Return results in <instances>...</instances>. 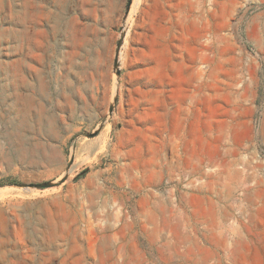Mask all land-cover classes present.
<instances>
[{"label": "rangeland", "instance_id": "obj_1", "mask_svg": "<svg viewBox=\"0 0 264 264\" xmlns=\"http://www.w3.org/2000/svg\"><path fill=\"white\" fill-rule=\"evenodd\" d=\"M197 1L0 0V264H264V0Z\"/></svg>", "mask_w": 264, "mask_h": 264}, {"label": "bare ground", "instance_id": "obj_2", "mask_svg": "<svg viewBox=\"0 0 264 264\" xmlns=\"http://www.w3.org/2000/svg\"><path fill=\"white\" fill-rule=\"evenodd\" d=\"M140 1L141 0H131V3L129 4V12H128V16H130L132 13H134V11L137 9V7L139 6V4H140ZM198 1H200V0H198ZM197 1V2H198ZM29 2H30V6H31V8H33V5L35 6V2H36V0H29ZM39 3H42V2H39ZM201 4V3H200ZM43 6V5H42ZM36 7V6H35ZM198 9H199V7H198ZM29 15H31V14H29ZM42 26H46V27H48V25L46 24H41ZM29 27H30V30H33V29H35V24L33 23V21H30V24H29ZM59 27V26H58ZM44 29V28H43ZM16 74V73H15ZM15 79H16V77H15ZM15 88H16V86H15ZM19 88V87H18ZM20 89V88H19ZM18 90V89H17ZM16 94V93H15ZM13 96V95H12Z\"/></svg>", "mask_w": 264, "mask_h": 264}, {"label": "water", "instance_id": "obj_3", "mask_svg": "<svg viewBox=\"0 0 264 264\" xmlns=\"http://www.w3.org/2000/svg\"><path fill=\"white\" fill-rule=\"evenodd\" d=\"M112 111V107H110V109H109V112H111ZM49 185H51V183H40V184H36V185H34V186H37V187H47V186H49Z\"/></svg>", "mask_w": 264, "mask_h": 264}]
</instances>
